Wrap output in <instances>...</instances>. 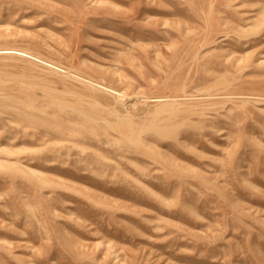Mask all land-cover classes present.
<instances>
[{"label":"rangeland","instance_id":"rangeland-1","mask_svg":"<svg viewBox=\"0 0 264 264\" xmlns=\"http://www.w3.org/2000/svg\"><path fill=\"white\" fill-rule=\"evenodd\" d=\"M0 264H264V0H0Z\"/></svg>","mask_w":264,"mask_h":264},{"label":"bare ground","instance_id":"bare-ground-1","mask_svg":"<svg viewBox=\"0 0 264 264\" xmlns=\"http://www.w3.org/2000/svg\"><path fill=\"white\" fill-rule=\"evenodd\" d=\"M243 31V30H242ZM33 171V170H32Z\"/></svg>","mask_w":264,"mask_h":264}]
</instances>
